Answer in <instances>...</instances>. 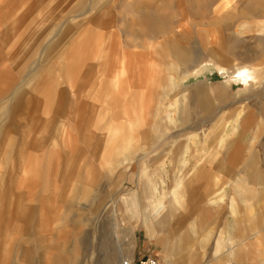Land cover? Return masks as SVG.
I'll use <instances>...</instances> for the list:
<instances>
[{
	"label": "rangeland",
	"instance_id": "374dc122",
	"mask_svg": "<svg viewBox=\"0 0 264 264\" xmlns=\"http://www.w3.org/2000/svg\"><path fill=\"white\" fill-rule=\"evenodd\" d=\"M127 256L264 264V0H0V264Z\"/></svg>",
	"mask_w": 264,
	"mask_h": 264
},
{
	"label": "crops",
	"instance_id": "0c3cea01",
	"mask_svg": "<svg viewBox=\"0 0 264 264\" xmlns=\"http://www.w3.org/2000/svg\"><path fill=\"white\" fill-rule=\"evenodd\" d=\"M153 14H158V13H157V11H152L150 9H149V11L148 10H144L143 11V21H144V31H145L144 32V35H146L147 32H153V31L156 32V31L160 30L162 27H164V22L162 23V26L161 27H157V26L154 25V23H153V21L151 19V16ZM139 32H140L141 35H143L142 28H140ZM174 57L179 58V56H174ZM245 69H248V68H245ZM173 80H174L173 83L178 82L177 81L178 78L175 77V76L173 77ZM159 130L160 129H158V131ZM127 168H128V166L125 167V169H127ZM144 175H145V165H144V162H141L139 164V174H138V176H139V178H141ZM245 187H246L245 190L242 191L241 193H238V187H237V191L235 192V195H239L240 194V195H243V196L250 197L249 187L248 186H245ZM188 193H190V190L188 189V187H186L185 185L179 187L177 191H175L174 193L170 194L171 200H172V204L176 206L178 203H180L179 202L180 198L183 197V196H187ZM248 193H249V195H248ZM255 195H257V192H256ZM132 198L134 199V196ZM229 204H230L229 205V209L231 211V214H232V216H234V218L232 219L233 220V223H234V225H238L239 222H242V220H244V216H240L239 207L236 204V201L230 199V203ZM255 204H257V203L256 202L254 204L251 203V207H250L251 211H252V206L254 207ZM138 220H140L139 221V223H141L140 224V227L144 230L145 234L146 235H150L151 232H152V230L154 229V227L158 225L159 217L156 218V219H154V220H151V219H148L147 218V216L145 215V213H143L141 215V217H138ZM251 224H252V222H250V225ZM243 248H244V246H241L239 248V251H243L244 250ZM237 249H234V254L236 252L237 253L239 252V251H237ZM231 250H232L231 248L228 249V251L232 252ZM170 254H171V252H165L164 253L165 259L167 261H169V262H170V260H168V259H169V256H171ZM132 258L133 257H131V256H127L126 257V259H132Z\"/></svg>",
	"mask_w": 264,
	"mask_h": 264
},
{
	"label": "built area",
	"instance_id": "2783aa9c",
	"mask_svg": "<svg viewBox=\"0 0 264 264\" xmlns=\"http://www.w3.org/2000/svg\"><path fill=\"white\" fill-rule=\"evenodd\" d=\"M119 264H167L163 260L152 256H142L137 259H124Z\"/></svg>",
	"mask_w": 264,
	"mask_h": 264
},
{
	"label": "bare ground",
	"instance_id": "6f19581e",
	"mask_svg": "<svg viewBox=\"0 0 264 264\" xmlns=\"http://www.w3.org/2000/svg\"><path fill=\"white\" fill-rule=\"evenodd\" d=\"M152 21L155 26L157 27L162 26L163 21L159 19L157 16H154V18H152ZM236 73L238 76H240V80L245 83H246V80L248 79H252V80L258 79L257 75H255L253 71H248V70L243 69V70H238Z\"/></svg>",
	"mask_w": 264,
	"mask_h": 264
}]
</instances>
